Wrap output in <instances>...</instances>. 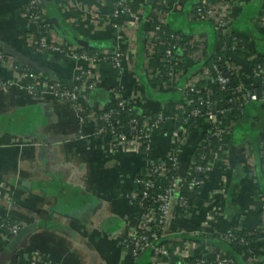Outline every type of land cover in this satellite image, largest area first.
<instances>
[{"label":"crops","instance_id":"obj_1","mask_svg":"<svg viewBox=\"0 0 264 264\" xmlns=\"http://www.w3.org/2000/svg\"><path fill=\"white\" fill-rule=\"evenodd\" d=\"M70 1L74 7L68 9H63L62 0H51L50 4L46 1L58 14L57 19L66 35L102 49L105 55L123 53L125 47L128 51L124 53L123 63L132 72L122 74L121 69L118 73L108 61L93 67V74L98 76L97 80L90 79L94 87L108 89L111 97L110 103L100 106L113 105L116 100L113 95L117 94L110 89L119 86L124 91V97L132 99L135 108L147 118L153 116V111H158V117L173 116L180 101L177 100L178 96L177 101L173 99L181 74L176 81L167 83L168 86H163L165 82L162 81L151 87L141 84L142 81L148 82L164 65L163 58L157 59L156 54L152 55L154 49L151 48L149 35L154 32L149 30L151 22L146 20L142 25L141 21L135 23L129 20L117 30L108 21L109 1ZM29 2L0 0V52L12 61H20L52 78L76 81V78L84 76L80 75V65H76L77 61L69 54L42 52L30 44L39 26L31 23L26 16L25 9ZM200 2H221L223 6L230 4V41H215L214 33L206 24L201 25L197 34H188L189 28H193L192 25L197 22L193 9ZM147 9L153 11L152 21L189 36L190 44L196 47L191 58L198 63L214 48L223 50V54L229 45L232 51L238 50L234 46L237 41L238 48L245 49L251 55L245 60H236V53L229 55L228 52L227 58L234 67L232 93L240 97L245 92H258L260 83L253 77V70L264 66V0H155L153 6L147 0ZM54 21L56 18H53ZM69 45L82 50L79 46ZM153 56L155 60L152 61ZM216 60L218 62L219 57ZM14 77V73L0 66L1 79L12 81ZM150 91L153 95H150ZM161 93L167 94L170 101L157 103L152 100ZM238 102L242 103L240 100ZM225 119L235 133L237 130V138H241L248 125L231 112L227 113ZM166 121L162 122L159 131L152 133L150 155L156 160L170 152L173 123ZM204 127L200 123L191 132L193 144L199 143ZM261 136L264 139V134ZM263 145L264 142L261 147ZM113 149L107 140L93 135L91 124L80 125L74 107L68 101L55 103L49 98L32 100L19 88H14L12 93H0V186L6 188L3 191L12 199H0V221L14 219L21 222L22 227L38 225L27 239L25 249L47 252L55 262L131 264L132 257L119 240L128 238L126 222L136 210L130 200L136 188L133 177L144 166V156ZM258 153L260 155V150L250 142L238 144L233 141L229 146V162L218 165L209 176L196 202L198 208L195 204V213L173 221L172 215L177 205L174 201L173 223H169L173 229L169 237L205 239L199 231L206 218L205 197L221 179L227 192L225 214L219 227L218 224L206 227L207 231L213 233L220 228L221 231L228 229L253 233L264 227V196L257 185L258 178H249L248 173V164H253L255 169L258 166ZM261 154L264 155L263 150ZM191 155L190 149L181 154L178 174L185 172ZM261 241L264 242V235ZM7 245L0 238V255ZM252 252L259 263L264 262V249H253ZM149 257L143 254L136 264H150L152 259ZM242 257L249 262L250 255L242 254ZM180 262L173 260L174 264ZM0 264H18L16 253L0 261Z\"/></svg>","mask_w":264,"mask_h":264},{"label":"built area","instance_id":"obj_2","mask_svg":"<svg viewBox=\"0 0 264 264\" xmlns=\"http://www.w3.org/2000/svg\"><path fill=\"white\" fill-rule=\"evenodd\" d=\"M125 1L130 0H122L120 3H118L114 13L112 15L109 14L108 21L110 22L111 26L114 29H120L121 26L128 23L127 21L131 20L135 23H139L141 20L140 14H132L130 13V10L125 7L122 3ZM43 0H30L27 6H30V9H36L41 5ZM62 7L63 9H68L71 7H74V5L71 3L70 0H62ZM73 5V6H72ZM205 9L203 7H198L195 9V12L197 14H194V17L196 19H206L211 20L214 25L216 26V29L218 33H220L223 38H225L227 41L231 40L230 37V26L232 23V9L230 4H226L223 6L222 9H215L213 6L214 4H207L205 3ZM26 13V9H25ZM27 13H29V9L27 10ZM28 19L31 23L36 24L39 26L36 37H40V39L37 40L36 37H33L30 41V44L35 47L39 51H50V52H62L65 49L70 50L72 49L73 52V58L75 60H81L83 62L92 63V65H98L99 61H106V58L102 59V55L105 54H97L94 57L90 58L88 55L84 54L83 50L73 48L68 43H65L60 37H58L51 29H50V21L48 17L46 16L45 12L41 11L39 14H34L32 18ZM112 17H120L123 19V24L118 25L111 22ZM152 23V20H149ZM149 38L151 39V48L154 49V53L152 55L156 54V47L158 45H165L167 44V40L164 36H160L157 34V32H154L149 35ZM198 43H201V41H198ZM234 46L238 48L237 41L235 42ZM201 47V46H200ZM227 47V46H226ZM228 48L224 50V54L222 57H219V60L217 62V65L214 66L213 72L209 71L208 69L204 70L203 75H196L189 79L187 86L185 88H189L191 92L199 91L200 82L204 81L207 83V86L209 87V90L213 89L214 86L221 87L224 91H227L228 98H230V101L236 100L238 95H234V92L232 93L233 87L232 84L230 85V77L225 76L222 74V70H225L229 73V76L234 75L232 73L234 67L230 60L227 58L228 55ZM71 51V50H70ZM167 58H163V62L171 64L173 71L169 72L167 75L170 81L172 82V79H170V76L174 77V80L178 78L179 74L174 68H176L177 64L181 63L182 56H184V53L180 52L177 56L173 55L171 50L167 51ZM124 58V54L122 52H116L114 54V59L112 66L113 68L121 72V61ZM0 66L4 68L7 71H10L14 73V80L10 81L12 82H4L0 80V89L3 91H8L10 87L13 86V88H19L20 90L24 91L25 94L31 98L32 100L36 101H42L46 98H49L50 100H53V98H56L57 100H64L68 101L72 104L74 107L75 113L77 115L78 121L80 125L85 126L91 124L93 126V135L100 139H105L109 143V147L113 149V151H123L124 153L132 152L136 155H142L144 156V166L140 168L138 172L134 174L133 182L135 185V190L130 196V200L134 203V206L136 210L132 214L133 216L128 217L127 219V232H128V238H123L119 240L121 245L124 246V248L128 251V253L132 257V263L136 264L135 258L140 254L144 253L150 249L153 248V243L160 240V238L169 237L172 234V224L169 225V223H173V221L184 218V217H190L191 213H195V204L192 207H188L186 202L182 197L179 196V188L182 186V183L185 181V175L187 172L191 171V169L188 168V166L185 169V172H180V174L177 173V176L175 177L172 175L173 171L177 172L180 169V156L182 153L185 152L186 149H190L191 151V161L190 163L194 165V171L196 172L197 176L202 179V182L198 179H195L192 182L193 186L201 185L203 184L202 188L204 187V184L206 183L209 176L212 174V172L215 170V168L218 165H226L230 160V154H229V148L226 151L215 152L212 151L209 155V160L205 165H197L193 162V152L198 147L200 143H203V137L207 134H212L217 137L220 141L223 140V137L227 134H229V131L231 127L226 123V127L222 128L219 127L220 125V119L217 115V112L214 110L216 109V106L211 104L210 102H206L205 99L201 98L200 104H208L211 106V110L209 112L195 109L192 111V117L195 120V126L194 129L200 125V123H203L205 125L203 132L200 134L199 137V143L193 144V139L191 135V131L185 127L183 124L178 125L179 122H184V124H187L192 120L190 116L187 117L186 112L187 109L191 107V102L188 100V98L183 97L182 100H180L176 106V113L171 117L161 116L158 117L157 121H155L153 124H149L148 122L144 124V128L146 129L147 133L145 138L143 137H134L131 140H128L127 137L124 135L117 136L115 135V132L112 131L111 134H108V131L104 128L99 127L98 123L96 122V116L100 112L104 111H111L116 107H122L124 104H115L105 107L100 105H90L89 97L82 92H69V91H62L59 88V85L54 84L52 86L49 85V82L43 75L38 76H30L27 74H18L16 70L14 69V61H12L10 58H8L7 55L0 52ZM213 73L216 74V82L211 81L210 77L213 75ZM254 78H256L260 85H263L264 81L262 80V77L264 75V66H258L253 70ZM86 80H90L87 78L86 75H84ZM82 78L80 76L76 79V81H79ZM22 81H26L25 84H23ZM84 80L85 82H88ZM229 87V89H228ZM211 88V89H210ZM52 94V95H45ZM243 95V94H242ZM240 95V96H242ZM244 101H242L241 104H244L246 101L251 102H259L264 106V92L260 93L256 92H245ZM115 96L116 100L119 98V95H113ZM115 100V101H116ZM137 101H140V98L137 96ZM134 101L131 99L130 103L128 105H133ZM242 106V105H241ZM135 107V106H134ZM228 112H231L234 114V112L230 110H224L220 111V114L222 116H226ZM235 115V114H234ZM147 120H150L151 118H145ZM105 120H108L105 118ZM170 120L173 123V127L170 134V152L166 155V157H162L159 160H156V158L152 157L150 155V146L152 143V133L154 131L160 130V124H162L163 121ZM226 121V119H225ZM167 122V121H166ZM199 122V123H198ZM193 129V130H194ZM149 139V141H147ZM264 142V140H263ZM190 147V148H189ZM264 147V145H263ZM262 148L264 153V148ZM246 150V153H248V147H244ZM264 156V155H263ZM189 163V164H190ZM248 164V162H247ZM249 174L253 177L255 176V166L253 164L249 165ZM157 177L159 179L164 180H170L171 187L169 190L166 191L165 194L156 196L155 198H151L149 194V190L155 189V183L154 178ZM140 187H144V193H142V200L145 203H152L157 205V208L152 209H146L145 205L143 203H139L136 205L138 199V190ZM226 185L225 182L221 179V182L219 184L214 185V188L210 192H208L207 196L205 197V221L203 222V227L199 229L200 233H203V237L205 239H211V240H221L223 242H227L228 244H233L236 240V238L239 239V243L242 245V250L240 251L242 254H248L249 262L252 264H262L259 263L252 252L250 248H247L248 245L245 243V239L241 237L238 231L233 230H219L211 233L207 231L206 227H213L217 224H221V219L223 218L225 211H224V202L227 198V192H226ZM2 185L0 186V199H4L6 201H12L10 195L7 192H4ZM8 189V188H7ZM3 192V193H2ZM5 193V194H4ZM176 201V210L173 211V203ZM196 207L198 208V204H196ZM147 210V211H146ZM156 213L158 214V219L156 218ZM171 215L173 218V221L171 220ZM219 224V225H220ZM219 227V226H218ZM22 225L20 224H14L11 226H5L3 223V220L0 221V238H2L5 242H8L9 236L12 235V237H15L18 235L19 231L21 230ZM261 227L260 229H262ZM236 232L239 235L235 236L233 233ZM201 236V235H200ZM186 249L181 252L179 255H173L171 256L168 254L167 250L164 248H155V254L164 256L166 259H169L170 261H173L175 259L181 260L180 264H191L190 261L192 258H196L202 255V251L195 245H193L191 242H186ZM171 256V257H170ZM16 257L18 264H63L61 262H55L52 258V255L41 251V250H31L27 251L25 248L19 249L16 252ZM151 264H158V261L156 258H153L151 261ZM218 264H231L228 260H220Z\"/></svg>","mask_w":264,"mask_h":264},{"label":"trees","instance_id":"obj_3","mask_svg":"<svg viewBox=\"0 0 264 264\" xmlns=\"http://www.w3.org/2000/svg\"><path fill=\"white\" fill-rule=\"evenodd\" d=\"M48 1L49 4L51 3V0H43L41 5L37 7L36 9H30V6H26V13L29 9V13L27 15L29 18H32L36 14L41 13V11L45 12L46 16L48 17L50 21V29L58 36H60L66 43H69L71 45H76L82 48L84 51V54L88 55V57L92 58L97 54H102V49L95 47L91 44H89L86 41H81L80 39L72 38L71 35H66L64 33L63 27L59 24V21L57 19L58 14H56L55 9H53L52 6L48 5L46 2ZM109 1L110 6V15H112L118 5L122 0H107ZM125 5L126 8L130 10V13L132 14H140L141 15V22L142 25H144V22L146 20H152L154 17L153 11L151 9L146 10L147 0H130L125 1L122 3ZM205 3L200 2L197 3L194 6L193 14H197L195 12V9L198 7H203L205 9ZM143 12V13H141ZM35 14V15H34ZM60 17V16H59ZM58 17V18H59ZM53 18H56V22H53ZM111 22L122 25L123 19L120 17H112ZM202 24H206L210 26L208 29L211 30L214 33V40H218L221 43H224L223 36L218 33L216 26L211 20H199L197 19V22L192 25L193 28H189L188 34L195 35L198 33V31L201 28ZM142 28V27H141ZM149 30L152 32H157L158 35L164 36L167 40V44L165 45H158L156 47V55L155 58H167V51L172 52L173 55L177 56L180 52L184 53V56L181 58V63L177 64L176 70L178 73H181V81L178 85L175 86V88L178 89L177 93L174 95V99L182 100L183 97L188 98V100L191 102V107L187 109L186 115L187 117L190 116L192 120H190L189 123L184 124V122L177 123L178 125L183 124L185 127H187L191 132L193 131V127L195 126V120L192 117V111L195 109H200L206 112H209L211 110V106L208 104H200V99H205L206 102H210L211 104L216 106V109H214L217 112V115L220 119V125L219 127H226V121L225 117L220 114V111L224 110H230L234 112L235 116H239L240 120L245 123L247 126L246 132L243 133V136L241 138H237V130L235 133V129H231L229 131V134L225 135L223 137V140L220 141L217 137H215L212 134H207L203 137V143H200L198 147L193 152V162L197 165H205L207 161L209 160V155L212 151L215 152H221L226 151L230 144L234 141L238 144H243L246 142H250L254 148H256L259 153L257 154L258 159V166H256L255 172L256 175L254 176L255 179H257V185L261 189V194L264 196V156L261 154V143L263 142V137L261 134H264V106L259 102H249L245 104H241L237 100L230 101L231 99L228 98L227 91H224L219 86H213L212 90H209L207 83L204 81L200 82L199 84V91L191 92L189 88H185L187 86V83L190 78L196 76V75H203L204 70L208 69L209 71L213 72L214 66L217 65L216 57H222L223 56V50H218V48H212V51H209V54L201 61L196 62L194 59L191 58V55L196 51V47L194 45L190 44L189 36H186L182 33H177L169 28L168 25H163L158 23L157 21H152V23L149 24ZM37 40L40 39V37H36ZM228 52L229 55L232 54L231 52L236 53L235 55L236 60L244 59L245 57H250V53H248L245 49H238L236 51H232V47L229 45ZM126 47L123 50V54L126 52ZM114 54L111 55H102V59L106 58V61L113 63ZM155 60L154 56L152 61ZM245 60V59H244ZM105 61V62H106ZM14 69L18 74H27L30 76H38L41 73H39L37 70L23 64L20 61H14ZM172 65L165 63L163 66H161L158 71H156L153 75V77L147 81H142V86L151 87V85L159 84V82H165L169 83L168 74L169 72L173 71ZM222 74L225 76L230 77V85L234 84V80L232 76H229V73L225 70H222ZM42 75V74H41ZM43 76L47 79L49 82V85L52 86L54 84L59 85V88L62 91H69V92H82L83 94L87 95L89 97L90 105H103L108 104L111 101V97L108 95L109 90L108 89H102L100 87H94V82L92 80H86L85 76H82V78L79 81H72V80H66V79H59V78H52L50 76H46L43 74ZM211 81L216 82V74L213 73V75L210 77ZM0 80L7 82L0 78ZM88 81V82H85ZM262 80L264 81V75L262 77ZM170 84V83H169ZM211 89V88H210ZM229 89V87H228ZM112 92L119 95V98L114 101L115 104H124L122 107H116L111 111H102L96 116V122L98 123L99 127L104 128L108 131L109 135H112L111 132L114 131L115 135L121 136L124 135L128 138V140L133 139L134 137H143L146 136V129L144 128V124L147 122L149 124H153L158 119V111H153L150 120L145 119L146 115L139 112L138 109H136L132 105H128L130 103L129 97H124V91L119 87L115 86L112 87ZM257 91L260 93L264 92V83L263 85H260L258 87ZM150 95H153L150 91ZM153 101L159 103L168 102L170 101V98H168L167 94L161 93L158 94V97L154 99L155 97H152ZM176 100V101H177ZM242 105V106H241ZM107 118L108 120H105ZM244 123L242 124L244 126ZM161 126V124H160ZM242 127V126H241ZM263 139V140H262ZM149 141V139H147ZM189 165L188 168L191 169L189 173L185 175V181L182 183V186L179 188V196L184 199L188 207H192L196 202H198V198L202 191L201 185L193 186L192 182L195 179H198L202 182V179H200L196 172L194 171V165ZM249 172V169H248ZM177 172L173 171L172 175L175 177L177 176ZM250 175V174H249ZM251 178V175L250 177ZM155 183V189L149 190V194L151 198H155L156 196H160L166 193L167 190L172 186L170 183V180H164L159 179L157 177L154 178ZM214 188V187H212ZM210 192V191H209ZM142 193H144V187H140L138 190V199L135 203L138 205L139 203H143L145 205L146 209H152L157 208V205L152 203H145L142 200ZM201 202V201H199ZM147 211V210H146ZM158 214L156 213V218L158 219ZM44 215V214H42ZM45 216V215H44ZM5 226H11L14 224H17L18 221L14 219H2ZM222 222V219H221ZM19 224V223H18ZM220 224V221H219ZM218 224V226H219ZM263 227V226H261ZM228 230V229H227ZM263 230V232H262ZM235 236L241 235L242 238L245 239V243L248 245L247 248L253 249H264V242H260L261 236L264 235V227L262 229H257L253 233L248 232H240L239 234L234 232ZM12 235L9 236L8 242L9 243L12 240ZM240 238H236L235 242L233 244H228L227 242L219 241V240H206L202 239L200 237L197 238H187V237H164L160 238L159 241L153 243V248L144 252L140 253L136 258L135 262L140 259V257L143 254L149 255L150 259L156 258L158 261V264H174L173 261H170L169 259H166L164 256L156 255L155 254V248H164L167 250L168 254L171 256L173 255H179L183 250L186 249V242H191L193 245L197 246L201 251L202 255L199 257H196L195 259L192 258L190 263L191 264H218L220 260H228L231 264H250L247 260H245L242 255L240 254L242 250V245L238 244ZM3 248V247H2ZM1 249V248H0ZM4 248L2 252L5 250ZM27 250V249H26ZM31 251V250H27ZM1 252V253H2ZM170 256V257H171ZM151 264V263H150ZM252 264V263H251ZM264 264V262L262 263Z\"/></svg>","mask_w":264,"mask_h":264},{"label":"rangeland","instance_id":"obj_4","mask_svg":"<svg viewBox=\"0 0 264 264\" xmlns=\"http://www.w3.org/2000/svg\"><path fill=\"white\" fill-rule=\"evenodd\" d=\"M215 9H222L223 8V5L221 4V2H217L216 4H214V6H213ZM71 50V51H70ZM70 50H67V49H65L64 48V50L61 52L62 54H65V55H68L69 54V56L70 57H72L73 58V50L72 49H70ZM42 52H45V51H42ZM46 52H50V51H46ZM126 52H128V51H126ZM125 52V53H126ZM127 55V54H126ZM74 59V58H73ZM77 62H75L76 63V65H80L79 66V69H80V71H81V73H80V75H86L87 76V78H89V79H91V78H95L96 80L98 79V76H97V74L95 73V74H93V67H95L96 65H92V63L90 62V64L89 63H86V62H83V61H81V60H76ZM79 62H81V63H83V64H85V65H83V64H81V63H79ZM103 63V61H99V64H102ZM98 64V65H99ZM87 65V66H86ZM97 65V66H98ZM120 65H121V69H122V74H125V73H129V72H132V70L131 69H129L127 66H125V64L123 63V60L121 61V63H120ZM118 73H120V72H118ZM77 79V78H76ZM170 79H172V81H175L174 80V77L173 76H170ZM74 80H75V78H74ZM9 82H10V80H9ZM12 82H10L9 84H11ZM163 86H168L167 85V83H163ZM14 90V88H13V86L12 87H10L9 88V90L8 91H3V90H1L0 89V93H12V91ZM45 95H52V94H47V93H45ZM131 95V94H130ZM139 95H141V94H139ZM244 97H245V95H242V96H240V97H237V101H244ZM54 99V102L55 103H59V102H61V101H64V100H57L56 98H53ZM239 99V100H238ZM19 223V222H18ZM20 225H22V223L20 222L19 223Z\"/></svg>","mask_w":264,"mask_h":264},{"label":"water","instance_id":"obj_5","mask_svg":"<svg viewBox=\"0 0 264 264\" xmlns=\"http://www.w3.org/2000/svg\"><path fill=\"white\" fill-rule=\"evenodd\" d=\"M154 1L155 0H148V4L150 6H153ZM37 228L38 225L36 224L23 226L18 235L12 238V240L8 243L6 249L1 253L0 261L7 260L19 249L25 248L27 239Z\"/></svg>","mask_w":264,"mask_h":264}]
</instances>
